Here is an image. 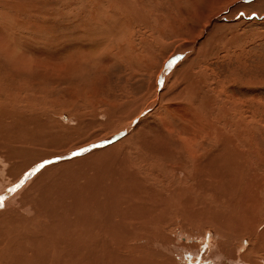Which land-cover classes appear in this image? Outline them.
I'll return each mask as SVG.
<instances>
[{"label":"rangeland","instance_id":"obj_1","mask_svg":"<svg viewBox=\"0 0 264 264\" xmlns=\"http://www.w3.org/2000/svg\"><path fill=\"white\" fill-rule=\"evenodd\" d=\"M96 1L97 5L100 3L105 5L96 6ZM102 1L0 0L2 11L0 14H3L0 15V32H2L0 38L12 36L13 54L15 53V58L12 59L14 67L12 66L8 74L11 77H7L10 80L4 78L7 74L4 71V60L0 58V88L10 95L8 104L11 110V130H13L11 132L14 136L13 139L11 138L13 145L10 144L13 168L20 167L21 159L29 156L68 149L70 151L64 155L71 157H65V160H73L68 164H59L41 179L37 177L45 166L58 161L54 158L46 160V165L36 170L29 179L25 177L22 179L27 173L25 171L21 173L22 175L18 174L13 178L15 180L12 184L15 183V189L11 197L18 193L14 195V202L11 204L13 243L16 247L20 245L23 249H27L29 252L23 251L31 261L38 243L43 246L46 244V247L49 245L47 250L48 252L52 250L50 252L52 255L62 251L57 250L58 248L55 251L53 246H50L51 242L54 239V241H63L71 231L67 221L73 223L81 217L80 215H85L81 211L84 210L81 208L83 201L72 193L76 190L81 194L78 190H83L92 176L101 177L102 175L96 173L99 171L95 168L99 169L104 165L112 166L109 170H122L125 178L135 175L140 185L139 189L142 193L140 195H153L160 203L162 202L163 206L158 208L159 214L162 213L161 216H164L167 222L171 221L168 228L164 229L167 225L163 228L166 235L171 236L180 226L177 221L182 220L175 211L180 209L179 194L187 197L190 195L191 205L201 204L198 207L194 205L195 208L192 206L194 208V211L191 209L192 212H196L199 207V210L212 209L213 204L210 202L214 194L208 191L201 193L203 189L198 184L199 180L194 179L191 168L188 165L185 168L186 161L177 157L176 150H180L177 133L182 130L189 134L194 130L190 122L183 121L188 117L190 104L200 109L202 102L207 105L204 108L206 117L203 116L202 119H212L211 121L215 119L217 125L222 130L225 129L222 133L226 135L224 138L228 140L233 138L238 142L236 143L238 154L235 153L238 158L235 157L237 162L232 172L237 177L236 182L244 181L246 175L240 177L243 173L262 174L260 170L264 163V0H157L158 2L141 0V4L137 3L134 9H130L131 12L133 11L132 14H125L123 17L115 16L117 12L108 13L109 11L106 10L109 8V1ZM132 2L130 0V4ZM91 4L94 5L92 9L96 8V11H92ZM101 5L103 7H100ZM5 11L7 15L9 14L8 20L13 18L11 27L5 19ZM1 73H4L3 76ZM219 110L225 111L222 117ZM133 111L136 116H133L132 121H127L126 127L123 126L124 128L121 127L123 129L116 132L112 131L124 121L123 119L133 114ZM215 113H218L217 117ZM225 113L228 115H224ZM226 117L231 121L230 126L224 122ZM244 126L249 128L250 133H247ZM203 130L207 131L205 128ZM242 130L245 132L243 133ZM239 144L249 150H244ZM73 153L79 154L73 155ZM163 156L166 158H162ZM175 157L179 161L177 164ZM0 160V169H2L0 180H2L7 174L3 170L2 159ZM172 165L181 166L182 174L173 172L170 168ZM238 165L241 166L243 173L240 169L236 170ZM90 167H94L91 168L93 171ZM188 169L189 173L191 172L190 179L186 177ZM222 169L219 168V171L222 172ZM93 172L95 175H92ZM172 177L177 181L173 179L174 182ZM191 179L194 182L188 184ZM106 180L109 181L108 178ZM129 183L131 190L135 185ZM181 184L183 189L180 188ZM206 185L204 186L207 188ZM47 190L51 193L44 194ZM194 193H197L195 197L199 199H194ZM204 193L205 197L208 194V198L203 196ZM55 194L57 196H53ZM263 197L262 204H264ZM21 199L25 201L21 203ZM135 200L132 202L134 209L140 204L146 209L149 208L145 207L142 201ZM79 208L81 212L77 213ZM44 211L48 212L47 215ZM136 211L143 218L140 222L137 221V226L140 227L139 233L143 235L142 239L135 235L137 238H132L128 245L134 248L130 247V251L127 248L128 252L123 249L124 252L121 250L118 256L127 260L126 262L131 261L130 263L146 258L149 262L154 259L153 261L156 260L158 264L159 262L164 264L158 256H154L151 260L147 255L143 256L146 251L144 247L136 249L137 245H144L141 243L145 242V245L151 243L149 238L152 234L154 235L151 241L156 240L158 231L151 221L150 225L149 222L145 223L152 217L148 216L147 211L145 213L140 209ZM55 212L62 215V220H67L64 224L66 226L63 223L61 226L59 223L57 230L56 223L53 224L54 218L57 217ZM128 212V209H124V214ZM144 217H147L146 221ZM118 222L121 221L118 219L116 224H119ZM121 225L130 227L123 221ZM142 227L150 233L146 235L141 230ZM64 228L69 230L65 232L66 234H62ZM52 232H56L55 236H52ZM47 233L50 237H47ZM143 233L149 236L148 240L143 238ZM152 248L157 250L155 246Z\"/></svg>","mask_w":264,"mask_h":264},{"label":"bare ground","instance_id":"obj_2","mask_svg":"<svg viewBox=\"0 0 264 264\" xmlns=\"http://www.w3.org/2000/svg\"><path fill=\"white\" fill-rule=\"evenodd\" d=\"M98 1H100V0H98ZM103 1H105V0H103ZM108 1H109L108 2V7H109L108 9L109 10L106 7V9H107L106 11L107 12L109 11L108 13H112V14L117 12V15L115 14V16L123 17L125 14H132L133 11L131 12L130 9H134V7L137 6V3H140L141 0H131V1H133L132 2L133 4L132 3L130 4V0H108ZM155 1H157V0H155ZM161 1H163V0H161ZM93 4L90 5L91 9L94 6ZM95 4H96V6H99L102 3L97 5V1H96ZM102 5L100 7H103L105 4L103 6ZM4 6H6V4H4ZM159 6H161V5H159ZM3 8H5V7H3ZM8 9H10V7ZM95 9L96 8L92 9V11H96ZM5 10H7V8ZM95 13H97V12H95ZM8 15H7V12L5 11V19L7 20V24L9 23V27H11L12 23H13V18L8 20V18H7ZM1 16H3V14ZM14 25H16V23ZM168 25H170V24H168ZM90 30H91V28H90ZM21 32H23V31H21ZM0 33H2V32H0ZM0 48L2 49V50L0 49V51H2V52H0V58L2 60H4L3 61L4 62L3 66L5 68L4 71L7 74L6 76L4 75V78L7 79V77H11V76H8V74H10L11 68L13 66L12 59L15 58V53L13 54L14 46H13L12 36L10 37L8 35L6 37H1L0 38ZM3 66H1V68ZM158 69H159V67L156 69V71H158ZM3 74L1 73L2 76H3ZM7 80H10V79H7ZM154 80H156V79H154ZM155 87H156V83H155ZM4 91L5 90H2V88H0V159H2L3 170L5 171V174H7V176L5 175V177H6L5 179L2 178V180H0V264H154V263L158 264L157 262H155L156 260L153 261L154 260L153 259L152 261L149 262L146 260V258H143L144 260H142V261L139 259L140 261L138 260V261H135V262L133 261L132 263H130L131 261L126 262L127 260H124V259H122L121 256H120L121 258L118 256V252H120L121 250H123V249L126 250L127 248L129 250L130 247L134 248V246H128L130 244L129 241L132 238H137L139 236L142 239L143 235H140L141 233H139L140 227L138 228L137 221L140 222V220H142L143 218L141 216H139L141 214L138 215V212L136 211L138 209L142 210L141 212H143V210H144V213H145V211H147V214L149 213L148 216L151 215L152 217H151V220H147V221H146V219L148 216L144 217L145 221H146L145 223L149 222L148 225H150L151 224L150 221H151L153 226H155V228L158 229L157 235H156V238H157L156 240L151 241L152 237L154 235L151 233L152 237L149 238V240H150L149 242H151V243H149L150 245L147 242V244L149 246L145 245V242H144V243H141L144 245L139 244L140 246L137 245L138 247L137 248L135 247L136 249H138L139 247H144L146 249V251L144 253L145 255H143V254H141V255H143V256L147 255L149 257V260H151V258H153L154 256H158V258L160 257L159 259H162L164 264H264V224H263L264 223V212H263L264 211L263 210L264 204H262V202H263L262 197L264 196L263 195V192H264V166H263V164L264 163L262 164L261 170H260L262 172V174L261 173L260 174L252 173L249 175L247 173L244 174L243 173L244 171L242 172V170L240 169L241 166H239V165L236 166L237 167L236 170L240 169L241 172L244 174V175L240 174L239 171H237L238 174H240V177H241V175H242V178H243V176L245 177V175H246V177H247V175H248L246 180H245V178H246L245 177L243 179L244 181H239L241 183L236 182L237 177H235V174L233 175L232 172L235 170V162H237V158H238L236 156V154H238L237 153V150H238L237 146L238 145L236 143H238V142H235L233 138H230L229 140L224 138L225 134L223 135L222 133L225 129L222 130L217 125L215 119L213 121H211L212 119L211 120L210 119H204V120L202 119V118H204L203 116L206 117V115L204 113L205 112L204 108L207 106L203 102H202L203 104L201 103V105H202L201 109L198 106H196V107L193 105L191 106V104L189 105V109L187 108L188 109V112H187L188 117H185L183 119V121L184 122H190V124H192L194 126V130H192L189 134H187L186 131H182V130L177 133V139H178V143L180 144V150H176V151H177L178 159H184L186 161L184 163L186 165L185 168H187V165H188L191 168V171L193 172V175L195 177L194 179H196L197 181L199 180L198 184L200 185V188L203 189V191H201V193L202 192L207 193V191H208V192H211L212 194H214L212 201L210 202L213 204L212 209H214V210H212L211 208H210V210H208V208L207 209L203 208V210H204L203 211V210H199L200 209V207H199L197 210L195 209L196 212H192L191 209H193V211H194V208L196 207L194 205H197V207H198L201 204L200 205H198V204L191 205L190 197H189L190 195H188V197H189L188 198L187 195L185 196L183 194H179V199L181 200V204H179L180 209L175 210V211H176V214L178 212V216H180L178 218H182V220L180 219L179 221H177L180 223L179 224L180 226L178 229H176L173 232V234L171 232V234H172L171 236L166 235L167 233L164 232L163 228L165 225H167V226H165L164 229L168 228V224L171 221L167 222L166 218L164 216H161L162 213L159 214L160 210L158 208H161V206H163L161 204L162 202L160 203V201H158L159 199H157L156 196L154 197L153 195L141 196L140 194H142V193L139 189L140 185L138 183V179L136 177H134L135 175H132L133 177H129L130 179L125 178L124 177L125 175H124L122 170L121 171H114L113 169L109 170V168H112V166L110 167L108 165H104L102 168H99V169L95 168L96 171L100 172V173L99 172H96V173L101 174L102 175L101 177L95 175V172H93L92 175H95L94 178L92 176L93 179L91 178L90 180L87 181L83 190H78L81 194L77 193L76 190H74L75 192L73 191L74 193H72L73 196H75L76 198L83 201V206H81V208L84 209L85 212H84V210H81V211H83V213L85 214L84 216H86V217H84L83 215H80L81 217H79L77 219V221L73 220L74 221L73 223L68 222L65 219V221H67L68 228L71 227V231H69L68 229L66 230V228H64L62 230V234H64L66 231H69L70 235H67L68 237L67 236L64 237L65 236L64 235L63 241H54L55 239L53 241L51 240L52 242L50 244V246L51 245L53 246L52 248L54 250L58 248L57 250H60V251L62 250V251L58 252V253L56 252L57 254L52 255V253L50 254V252H52V250H49L50 252H48V250H47V247L49 245L46 247L45 246L46 244H44V246H43L40 243H38L40 245L38 246V244H37V246H36L37 248L35 247L36 253H35L33 260L31 261V258H27V255L25 254V251L26 252H29V251H27V249L26 250L23 249V247L20 245L18 247H16V245L13 243L14 242L13 241V234L11 232V229H13V228H11V226H13V217H12L13 209H12L11 204H12V202H14V200H13V198H15L14 195L18 194V193L14 194L11 197V194H12L13 190L15 189V183H14V185L12 184V182H14L13 180H15L13 178H15V176H17L18 174H21V173L23 174V172L25 171L27 173L22 177V179H24V177H25V179L26 178L29 179V177H31L32 174L37 169L40 168L39 167L40 165H43V166L46 165L45 164L46 160L54 158L55 161H58V162L46 165L45 168L43 169L42 173L40 171L41 174L38 177L37 176L36 177L41 179V178L45 177L49 171L54 169V167L58 166L59 164H61V163L62 164H64V163L68 164V162L73 161V160H68V159L65 160V157H71L70 155H64L65 153L68 154L67 152H69L70 149L61 150L60 152H47L44 154L41 153L38 156H33V157L29 156L27 158L21 159V161H20L21 166L18 167L17 169H14L13 168V158H12V154H11L12 152L10 150V144L13 145V143H11V140L13 139L12 137H14L12 135L13 130H11V127H12L11 110H10V105L8 104L10 102L8 99V97L10 95L8 94L7 91L6 92H4ZM177 93H178V91H177ZM195 95H193V96H195ZM195 101H197V100H195ZM191 102L193 103V100H191ZM195 104L198 105L197 103H195ZM211 111H212V109H211ZM220 111L221 110H219V112ZM222 111L220 112L221 117H222V114L225 112V111L224 112H222ZM216 114H218V113H215V116L217 117ZM224 115H228V114L225 113ZM133 116H136L134 111H133V114L131 113V115H128L125 119H123L124 121H122L120 124H118V126L114 127L112 129V131L116 132V131H119L120 129H123L124 128L123 126H125L126 124L128 125V123H127L128 120L132 121ZM240 116H241V114H240ZM231 117H233V116H231ZM227 119L228 118L226 117L225 120L224 119L223 120H224L226 125H229V122L231 123V121L229 119L228 120ZM242 119L244 120V118H242ZM245 122H246V119H245ZM221 124H223V123H221ZM236 124H235V126H236ZM233 125H234V123H233ZM121 127H123V128H121ZM196 127H197V129H196ZM204 128L207 130L206 132L203 130ZM244 128H246L245 130H247V133H250V131L248 130L249 128L247 129L246 126H244ZM245 130L244 131L242 130L243 133L245 132ZM234 135H235V133H234ZM225 137H226V135H225ZM227 138H228V135H227ZM240 138H241V136H240ZM123 140L124 139H122V141ZM118 143H121V142H118ZM86 145H88V144H86ZM241 147H243V146H241ZM243 148H242V150H243ZM71 150H73V149H71ZM244 150H249V149L244 148ZM72 152H70V153L72 154ZM164 157L166 158V156H163L162 158H164ZM235 157H237V158L235 159ZM239 157H242V155H240ZM171 158H173V156ZM250 158H251V156H250ZM168 159H169V157H168ZM168 159H166V160H168ZM175 159H176V157H175ZM245 159H246V157H245ZM42 161H44V162H42ZM172 161L174 162V160H172ZM177 161L178 160L176 159L175 160L176 164L179 163V161L178 162ZM155 162L157 165L159 164V163H157V161H155ZM36 163H39V164H37L36 166H33ZM150 163L148 162V164H150ZM250 163H252V162H250ZM173 165H172V167L169 166L172 169V171L180 174L182 167L181 166L179 167L177 165L173 166ZM243 165H245V164H243ZM158 166H160V164ZM169 167H168V169H170ZM245 167H247V166H245ZM91 168L94 169V167H90V170L93 171ZM219 168L224 169V170L222 169L223 173L221 171H219ZM256 168H257V166H256ZM162 169L163 168H161V171H162ZM0 170H1L0 171V173H1L2 169H0ZM26 170H29V171H26ZM102 170H103V172H105L104 174H103ZM107 170H109V171H107ZM169 171H171V170H169ZM186 171H188V175L186 177L189 178V174L191 172L189 173V171H190L189 169ZM248 171L249 170H247V172ZM159 173H160V171H159ZM248 173H250V172H248ZM120 174L123 176V178ZM152 174H149V175L152 176ZM155 174H157V173H155ZM181 174H182V172H181ZM231 174H232V176H231ZM1 175H2V173H1ZM159 175H161V174H159ZM163 176H162V178H164ZM170 176H172V175H170ZM176 176H178V175H176ZM36 177H34V178H36ZM120 177L122 178V180ZM169 177H166V178H169ZM106 178H108L109 181L106 180ZM116 178H118V179L116 180ZM170 179H167V180H170ZM173 179H175V178L172 177V180ZM185 179L186 178L184 177L183 180H185ZM172 180H170V181H172ZM191 180L190 181L188 180L189 181L188 184L191 182H194L193 180L192 181ZM158 181H160V180L158 179ZM175 181H177V180L175 179ZM200 181L202 182L201 184H203L202 186L200 184ZM38 182H40V181H38ZM129 182L133 183L136 187L134 186L130 190V186H129L130 183ZM162 182H164V180ZM242 182H243V184H242ZM32 183H33V181H32ZM179 183H180V181H179ZM182 183H185V182H182ZM162 185H164V184H162ZM176 185H179V184H176ZM176 185H175V187H176ZM204 185H206L207 188ZM156 186L160 187V185H156ZM182 186H183V184H181L180 188H182ZM161 187H163V186H161ZM175 187H173V188H175ZM48 189H50V188H48ZM148 189L149 188L147 187V190ZM150 189H151V187H150ZM150 189H149V191H150ZM179 190H181V189H179ZM197 190L199 191V189H197ZM23 191H25V190H23ZM47 191L44 194L51 193V192H49V191L47 192ZM138 191H139V193H138ZM193 191L194 190H192V192ZM198 191H197V193H198ZM54 193H56V192H54ZM151 193H152V191H151ZM165 193H166V191H165ZM205 193L203 194V196L205 195ZM196 194L194 193V197ZM128 195L130 196L129 198L127 197ZM192 195H193V193H191V196ZM199 195L201 196V194H199ZM207 195L208 194H206V197L208 198ZM53 196H57V195L55 194ZM126 197L128 198V200ZM196 197L194 199H199V197H197V198ZM210 197L211 196H209V199H210ZM44 199L46 200V197ZM135 199L142 201V204L145 207H149V208L146 209V208L142 207V205L140 204L139 206H141V207L135 206L137 209H134V205L132 204V202L136 201ZM27 200H28V198H27ZM62 200H63V197L61 196L60 201L62 202ZM66 200H68V199H66ZM191 200H193V198H191ZM23 201H25V200H23ZM23 201L21 199V203ZM136 203H138V201ZM136 203L134 202V204H136ZM23 204H25V202ZM45 206H46V204H45ZM48 206H50V205H48ZM192 206H194V208H192ZM203 206H205V205L203 204ZM74 208H72V209H74ZM178 208H179V206H178ZM40 209H41V207H40ZM44 209H45V207H44ZM47 209H49V208H47ZM124 209H128L129 212L124 214ZM171 209H172V207H171ZM57 210H58V208H57ZM42 211H43V209H42ZM45 211H46V209H45ZM81 211L79 208L77 210V213H80ZM133 211H134V213H133ZM47 213L45 212L44 214L47 215ZM52 213H54V212H52ZM55 214L57 217L54 218L53 224L55 225V223H56V230H57L58 229L57 225L59 223H60V225H61V223H63V225H64L65 221H64V219L63 220L61 219V217H62L61 214L58 215L56 212H55ZM66 215H68V214H66ZM45 217H48V216H45ZM136 217H137V220H136ZM148 218H150V217H148ZM174 218H175V216H174ZM118 219L121 222H118L119 224H116ZM122 221L125 222L127 224V226H130L131 228L126 227L124 225H121ZM141 223H142V221H141ZM172 224H175V223L172 222ZM64 226H66V225H64ZM171 227L173 228L174 226H171ZM151 228H152V226H151ZM52 229L53 228H51V230ZM141 230H143L144 233H146V235H147V233H150L149 230H147L145 227H142ZM53 232H52V234H53L52 236H55L54 234L56 232L55 233H53ZM140 232H142V231H140ZM135 235H137V237ZM146 235L144 234L143 238L148 240L147 237H149V236H146ZM145 236H146V238H145ZM47 237H50L48 235V233H47ZM25 239H26V236H25ZM29 242H31V241L29 240ZM38 242H40V241H38ZM41 243H42V241H41ZM23 246H25V245H23ZM152 246L157 247V250H153ZM144 248H142V249H144ZM136 249H133V250H136ZM23 250H25V251H23ZM124 250H123V252H124ZM127 252L125 254H127ZM131 253L134 254V252H131ZM135 253H136V251H135ZM138 258H140V257H138ZM159 264H162V263L159 262Z\"/></svg>","mask_w":264,"mask_h":264},{"label":"snow or ice","instance_id":"obj_3","mask_svg":"<svg viewBox=\"0 0 264 264\" xmlns=\"http://www.w3.org/2000/svg\"><path fill=\"white\" fill-rule=\"evenodd\" d=\"M79 153H73V155H78ZM39 167H43V165H40ZM38 170V169H37Z\"/></svg>","mask_w":264,"mask_h":264}]
</instances>
